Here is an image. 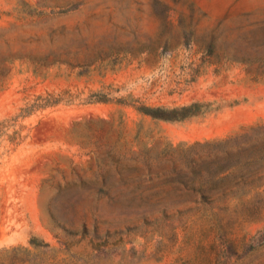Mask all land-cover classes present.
<instances>
[{
    "label": "rangeland",
    "instance_id": "1",
    "mask_svg": "<svg viewBox=\"0 0 264 264\" xmlns=\"http://www.w3.org/2000/svg\"><path fill=\"white\" fill-rule=\"evenodd\" d=\"M0 264H264V0H0Z\"/></svg>",
    "mask_w": 264,
    "mask_h": 264
},
{
    "label": "trees",
    "instance_id": "2",
    "mask_svg": "<svg viewBox=\"0 0 264 264\" xmlns=\"http://www.w3.org/2000/svg\"><path fill=\"white\" fill-rule=\"evenodd\" d=\"M191 107H182L180 109H171L167 113H169V114H177V113L181 112V113L184 114L183 116L186 117V116L190 115L189 113H192L190 111ZM144 111L146 113H148V114H151V115H153L155 117H160L162 119H166V120H174V119H176V118L171 117L170 115H165V114L164 115H160V114H158V109L145 108Z\"/></svg>",
    "mask_w": 264,
    "mask_h": 264
}]
</instances>
